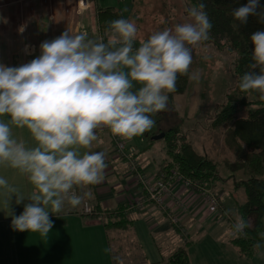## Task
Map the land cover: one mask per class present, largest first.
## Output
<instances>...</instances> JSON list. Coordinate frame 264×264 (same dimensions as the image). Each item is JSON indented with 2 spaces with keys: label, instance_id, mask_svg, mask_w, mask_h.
<instances>
[{
  "label": "clouds",
  "instance_id": "clouds-1",
  "mask_svg": "<svg viewBox=\"0 0 264 264\" xmlns=\"http://www.w3.org/2000/svg\"><path fill=\"white\" fill-rule=\"evenodd\" d=\"M205 9L200 0L187 9L189 21L155 31L138 46L135 22L118 18L109 23L106 37L66 30L42 41L40 54L29 62L0 63V168L16 170L32 186L25 194L0 175V211L11 215L14 231L47 240L54 224L50 213L59 216L66 206H81L93 195L90 186L104 179L105 153L81 151L97 141L96 130L106 127L127 140L139 136L153 127V115L166 109L178 75L199 79L189 67L194 47L209 39L213 26ZM253 15L264 22L260 0L232 10L241 24ZM250 40L252 70L238 87L264 101V30ZM13 128H26L34 144L18 140ZM13 196L15 204H23L19 215L10 207ZM248 226L238 217L232 227L239 234Z\"/></svg>",
  "mask_w": 264,
  "mask_h": 264
},
{
  "label": "crops",
  "instance_id": "crops-1",
  "mask_svg": "<svg viewBox=\"0 0 264 264\" xmlns=\"http://www.w3.org/2000/svg\"><path fill=\"white\" fill-rule=\"evenodd\" d=\"M89 7L97 10L113 8L125 16L124 9L116 0H89ZM97 10L81 8L78 0H0V18H3L0 19V63L19 66L29 62L40 54L42 41L51 40L66 30L72 34L87 32L89 38L99 39L101 31L96 19ZM86 11L90 12L88 18H92L94 31L86 28ZM44 35L48 38H41ZM31 40L38 46L31 44ZM26 44L30 46L27 49L30 52L25 50ZM96 132L97 141L90 149L81 150L105 153L104 179L90 186L93 195L85 197L84 202L99 208L96 216L83 214L84 203L74 208L66 206L59 216L50 213L54 224L45 240L35 233L14 231L11 215L0 211V264H167L173 253L185 246L188 240L191 242L188 248L190 264H214L207 261L211 249L223 250L222 259L226 264H240V252L231 243L235 236L229 235V227L223 225L224 222L217 217L219 214H202L205 207L201 198L190 204L191 215L184 217V226L189 233H194L185 243L169 222L167 214L151 205L144 210L125 211L131 201L142 196V191L136 186L126 163L113 154L108 132L102 128ZM13 135L28 146L34 144L26 128H13ZM124 140L136 148L140 168L147 175L157 176L169 162L164 144L159 159L153 151V142L146 138L145 133ZM193 145L201 154L196 144ZM0 175L25 194L32 191L26 176L16 170L0 168ZM216 185L213 189L217 188ZM178 192L188 202V190L179 188ZM10 207L16 215L23 211V204H15V196ZM119 209L124 210L121 220L109 213ZM123 220L127 221L124 225H117L116 222Z\"/></svg>",
  "mask_w": 264,
  "mask_h": 264
},
{
  "label": "trees",
  "instance_id": "trees-1",
  "mask_svg": "<svg viewBox=\"0 0 264 264\" xmlns=\"http://www.w3.org/2000/svg\"><path fill=\"white\" fill-rule=\"evenodd\" d=\"M186 1L193 6L200 2ZM204 3L213 25L209 39L204 42L236 54L233 68L235 86L210 123L212 129H227L224 144L234 158L219 163L207 155L197 153L191 137L179 127H174L164 132V148L170 161L164 168L166 172L161 173L177 170L199 187L196 189L198 193L203 190L211 191L216 184L228 180H233L236 188L243 189L246 199L244 202H236V209L238 217H243L250 226L236 234L231 243L239 250L242 258L252 260L264 239V101L255 92L241 91L238 85L242 75L252 70L253 45L250 36L258 30H264V22L255 15L249 16L244 24L234 19L232 10L247 3V0H204ZM260 3L264 5V0H260ZM96 17L102 34L112 20L125 19L121 11L113 8L98 9ZM189 81L188 75H178L176 91L169 93V96L184 94ZM241 109L247 110V118H239ZM145 135L150 140L152 135L156 136L149 134V130ZM94 208L98 213L99 208ZM123 211L116 210L114 217L121 220ZM126 222L123 220L116 223L124 225ZM190 246L191 242H186L185 246L173 253L167 264H190L187 251Z\"/></svg>",
  "mask_w": 264,
  "mask_h": 264
},
{
  "label": "rangeland",
  "instance_id": "rangeland-1",
  "mask_svg": "<svg viewBox=\"0 0 264 264\" xmlns=\"http://www.w3.org/2000/svg\"><path fill=\"white\" fill-rule=\"evenodd\" d=\"M116 2L124 9L125 18L134 21L137 26V45L140 40L147 39L155 31L173 28L177 23L189 21L187 9L193 6L186 0H125L124 2L116 0ZM89 9L97 10L95 7ZM71 10L74 9L71 8ZM88 11H86L87 22L83 24L88 26L86 28L91 29L94 26H92V18H88L90 15ZM90 31H94V28ZM41 38L48 37L44 35ZM31 44H34L35 47L38 46L34 40H31ZM235 59L234 52L226 48L219 49L211 43L201 42L195 46L189 71L190 73L198 72L199 79H190L184 94L169 96L166 109L153 115L155 124L149 130V134L159 136L171 128L179 127L182 132L191 137H189L190 140L196 144L197 150L201 154L207 155L219 163L225 159L232 160L234 157L224 144L227 129L225 127L212 129L210 123L224 105L227 94L235 86L236 79L233 74ZM238 116L247 118V110L241 109ZM153 137L155 135L151 136L153 151L161 159L164 139L154 140ZM164 168L163 166L162 172H166ZM216 186L217 188H211V191L218 197L220 205L224 208L223 212H219L218 218H222L223 225L229 227V235L236 236L237 233L232 230V226L238 218L236 202L245 201L244 190L236 188L233 180L221 182ZM226 205L231 211L227 210ZM114 212L110 211L109 213L114 215ZM258 248L259 250L252 260L241 257L240 264H264V239ZM223 253V250L211 249L207 261L214 264H226L222 259Z\"/></svg>",
  "mask_w": 264,
  "mask_h": 264
},
{
  "label": "built area",
  "instance_id": "built-area-1",
  "mask_svg": "<svg viewBox=\"0 0 264 264\" xmlns=\"http://www.w3.org/2000/svg\"><path fill=\"white\" fill-rule=\"evenodd\" d=\"M78 1L81 8H90L89 0ZM106 35V32L104 34L100 33L99 38L106 37ZM101 128L108 132L110 136L113 154L117 159L126 163L135 178L136 186L142 191V196L137 200L131 201L125 211L144 210L147 205H151L154 209L167 214L169 222L177 230L183 242H185L189 239L190 233L184 226L183 220L187 214L191 215L192 206L190 204H194L196 198L202 199L201 202L205 207L202 212L204 216L219 214L223 209L218 197L212 191L203 190L198 193L196 189L199 187L177 170H171L169 173H160L157 176L145 174L138 163L136 148L129 146L123 138L111 134L110 130L106 127ZM179 188L188 190V197L192 199L189 200L188 198V202L182 199L178 192ZM83 207V214L85 215L94 216L97 213L95 212V208L89 203H84Z\"/></svg>",
  "mask_w": 264,
  "mask_h": 264
},
{
  "label": "water",
  "instance_id": "water-1",
  "mask_svg": "<svg viewBox=\"0 0 264 264\" xmlns=\"http://www.w3.org/2000/svg\"><path fill=\"white\" fill-rule=\"evenodd\" d=\"M164 138V133L160 134L159 136L153 137L154 140L162 139Z\"/></svg>",
  "mask_w": 264,
  "mask_h": 264
}]
</instances>
